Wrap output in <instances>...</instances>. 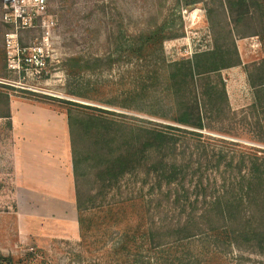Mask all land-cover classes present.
Here are the masks:
<instances>
[{
    "label": "rangeland",
    "instance_id": "374dc122",
    "mask_svg": "<svg viewBox=\"0 0 264 264\" xmlns=\"http://www.w3.org/2000/svg\"><path fill=\"white\" fill-rule=\"evenodd\" d=\"M227 2L47 0L46 16L53 24L47 28L43 65L37 68L31 61L19 71L11 69L6 56L0 7V84L13 85L8 87L16 111L24 106L31 116L29 133L20 131L22 118H16L14 133H8L13 161L0 160V255L10 256L14 264H264V247L250 241L252 233L264 231V181L249 196L234 200L231 219L201 217L204 205L198 197L195 220L204 225L190 235L175 230L185 213L180 218L175 203H158L156 191L150 193L156 171L149 153L139 149L137 174L119 173L121 162L113 160V182L101 185V195L93 190L95 202L86 203L81 213L83 228L77 221L68 118L83 121L80 156L102 164L108 149L93 139L106 132L104 118L154 129L176 125L167 119L175 102L166 91L167 70L175 69L168 62L197 52L208 53L197 58L199 71L220 68L229 109L206 114L210 119L199 139L168 132L179 149L194 140L204 146L201 154L193 149V159L197 154H225L217 168L214 163L201 167L209 191L224 189L226 180L239 192L242 181L235 179L236 168L245 172L250 167L251 174L252 154L264 157V0L239 21L229 18ZM44 30L36 26L20 31L18 43L31 52ZM140 41L148 46L134 50ZM198 84L201 91L217 81ZM22 149L31 160L26 170L20 168ZM186 150L192 148L186 145ZM228 158H233L232 171ZM261 165L258 161L255 166ZM144 168H151L146 183L140 173Z\"/></svg>",
    "mask_w": 264,
    "mask_h": 264
},
{
    "label": "trees",
    "instance_id": "16d2710c",
    "mask_svg": "<svg viewBox=\"0 0 264 264\" xmlns=\"http://www.w3.org/2000/svg\"><path fill=\"white\" fill-rule=\"evenodd\" d=\"M259 0H228L226 9L228 10L229 18L232 21H239L243 19L247 13H251L255 5ZM150 33L147 34V38L150 41ZM139 42V41H138ZM142 46H148L147 42L140 41L139 45H136L134 50L139 51ZM151 54V51L150 53ZM205 51L197 52L193 54L191 58H182L178 61L168 62V66H174L175 69L167 70L166 81L168 86L166 91L175 98V102L172 105V111L167 119L175 122L176 125L162 124L163 129L148 128L145 126L133 125L131 123H117L118 121L112 118H104V125L107 128L103 135H97L93 139L94 144H98L103 148L108 149V158L100 165H96L88 157L80 156V138L83 132V121L80 118H68V134L69 145L71 154V166L72 175L74 179V195L76 210L78 211L77 221L79 226L83 228L86 223V218L83 216L84 205L86 203L93 204L95 202V195L92 194L93 190H98L99 195L102 193L101 185L109 187L113 182L115 175L111 173L115 162L117 160L121 162V170L119 173L135 175L139 166L138 149L149 153L151 160L150 167L155 170L153 182L148 185L150 193L156 191L158 203L165 201L169 205L175 203L179 208V217L185 213V218L181 222L178 220L175 230L190 231V235L195 231L198 232L202 229L201 223H197L195 220V212L197 202L201 197L200 202L204 207L199 213L201 217L209 218L213 215H219L224 218L231 219L234 214V200L240 199L243 195H250V193L256 188L262 181H264V165L255 166L258 161L264 163V157H258L255 153L251 156L252 170L250 174V167L247 171L243 172L240 167L234 171L236 174V180L241 179L242 184L239 187V192L235 190L232 181L224 180V189L219 190L215 187L211 191L203 183L201 175V167L205 163L215 164L217 168L224 155L211 154L204 157L197 154L193 159L194 151L201 154L205 152L204 146H201L196 140L195 144L190 142L187 144H179L172 134L168 131L172 130L185 133L187 135L199 139L202 136L200 130L207 126L206 114L215 116L217 114H224L228 111V100L225 91V82L219 72L218 66L213 67L211 71H199L197 58L203 55H207ZM148 56V55H147ZM146 57V56H145ZM137 56V59L144 58ZM110 59V57L108 58ZM96 60H100L97 58ZM151 65V64H150ZM147 69H145L146 73ZM153 72L149 70V74ZM143 77V76H142ZM151 76L146 78V81ZM214 78L217 81V85H212L207 90L199 91L196 87L201 80H211ZM200 80V81H199ZM220 100V101H218ZM218 101V102H217ZM230 111V110H229ZM118 132V133H117ZM121 132L120 138L117 134ZM95 136V135H94ZM186 142V141H185ZM186 145L192 150L187 151ZM258 150H255L256 152ZM188 152V154H186ZM147 158V154L144 158ZM137 158V159H136ZM259 159V160H258ZM146 160V159H145ZM243 162H245L243 160ZM226 163V162H225ZM233 158H228L226 165L229 171L233 170L232 167ZM255 164V165H254ZM91 167V168H90ZM151 168H144L140 173L143 175V183L148 181L151 173ZM261 168V170H260ZM89 169V170H88ZM212 170V169H211ZM91 173V174H90ZM108 173V174H107ZM104 174L110 175L104 177ZM86 182L88 183L87 187ZM190 189H189V187ZM189 196L193 198L189 200ZM172 197V198H171ZM182 200H187V204H184ZM223 206V208H222ZM226 213V215H224ZM162 225V224H161ZM208 225V224H207ZM163 226H160V229ZM169 229L170 236H173L172 228L165 226L164 231ZM151 230V228L149 229ZM255 245L264 247V231L252 233L250 237ZM161 243H165L161 240ZM0 264H14L10 256L0 255Z\"/></svg>",
    "mask_w": 264,
    "mask_h": 264
},
{
    "label": "built area",
    "instance_id": "2783aa9c",
    "mask_svg": "<svg viewBox=\"0 0 264 264\" xmlns=\"http://www.w3.org/2000/svg\"><path fill=\"white\" fill-rule=\"evenodd\" d=\"M1 21L6 26L3 33L6 56L11 69L18 71L24 64L33 61L37 68L43 65L45 45L48 41V27L53 24L51 17L46 16L47 0H0ZM41 26L45 28L41 43L29 47L18 43L20 31Z\"/></svg>",
    "mask_w": 264,
    "mask_h": 264
},
{
    "label": "crops",
    "instance_id": "0c3cea01",
    "mask_svg": "<svg viewBox=\"0 0 264 264\" xmlns=\"http://www.w3.org/2000/svg\"><path fill=\"white\" fill-rule=\"evenodd\" d=\"M4 85V86H3ZM13 87V85L9 83L2 82L0 84V133L2 134L1 139L4 142V148L0 149V160L5 161L7 164L9 161H13L14 159V150L8 149L7 145V139H8V133H14L15 125H16V118H22L19 122L20 124V131L23 135H26V132L29 133L30 130V115L25 113L26 108L24 106L19 107L18 111H16V104L14 101V95L10 94L9 87ZM228 85H226L227 87ZM226 93H228V89L226 90ZM2 146V147H3ZM20 157V168L22 170L29 169L31 167V160L28 158V160L25 159V150L22 149L21 152H19Z\"/></svg>",
    "mask_w": 264,
    "mask_h": 264
}]
</instances>
